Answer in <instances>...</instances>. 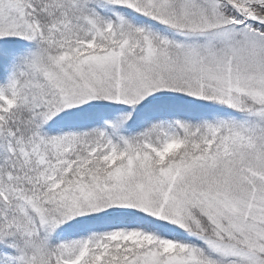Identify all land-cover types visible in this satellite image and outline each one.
<instances>
[{"label": "snow or ice", "instance_id": "obj_1", "mask_svg": "<svg viewBox=\"0 0 264 264\" xmlns=\"http://www.w3.org/2000/svg\"><path fill=\"white\" fill-rule=\"evenodd\" d=\"M0 264H264V0H0Z\"/></svg>", "mask_w": 264, "mask_h": 264}]
</instances>
